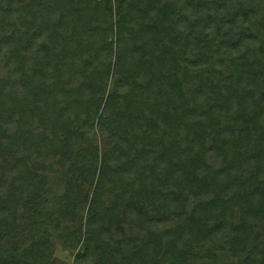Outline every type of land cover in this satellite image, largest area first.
Listing matches in <instances>:
<instances>
[{"label": "trees", "instance_id": "1", "mask_svg": "<svg viewBox=\"0 0 264 264\" xmlns=\"http://www.w3.org/2000/svg\"><path fill=\"white\" fill-rule=\"evenodd\" d=\"M76 159L94 264H264V0H0V264L49 251L25 164Z\"/></svg>", "mask_w": 264, "mask_h": 264}, {"label": "rangeland", "instance_id": "2", "mask_svg": "<svg viewBox=\"0 0 264 264\" xmlns=\"http://www.w3.org/2000/svg\"><path fill=\"white\" fill-rule=\"evenodd\" d=\"M118 85L112 80L105 83V93L116 92ZM60 133L62 152L75 153L84 138L93 142L99 149L105 145L100 136L99 127L93 121H83L78 127H65ZM78 156V155H77ZM34 183L23 196L20 213L25 222L35 221L33 213L42 219L41 228L44 239L48 241V254L43 258V264H94V257L89 252L87 237L92 229L93 184L96 178V166H84L80 160H75V168L67 177L60 176L54 169H42L32 161L25 164ZM75 210L70 219L61 223L57 219L59 212L68 206ZM38 222V221H37ZM96 237L92 238L95 243ZM87 243V244H86Z\"/></svg>", "mask_w": 264, "mask_h": 264}]
</instances>
